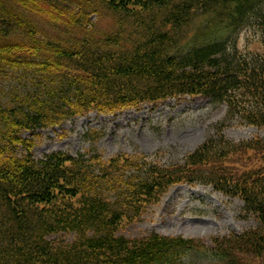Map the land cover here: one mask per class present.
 I'll use <instances>...</instances> for the list:
<instances>
[{"label": "trees", "instance_id": "trees-1", "mask_svg": "<svg viewBox=\"0 0 264 264\" xmlns=\"http://www.w3.org/2000/svg\"><path fill=\"white\" fill-rule=\"evenodd\" d=\"M215 22L254 27L264 43V0H0V264H195L206 252L208 264H264V136L218 131L168 164L35 156L40 131L187 95L263 129L264 56L210 40ZM178 184L240 199L255 224L210 238L125 234Z\"/></svg>", "mask_w": 264, "mask_h": 264}, {"label": "rangeland", "instance_id": "rangeland-1", "mask_svg": "<svg viewBox=\"0 0 264 264\" xmlns=\"http://www.w3.org/2000/svg\"><path fill=\"white\" fill-rule=\"evenodd\" d=\"M22 14L20 10L19 15ZM216 26L222 28L217 22L211 24L210 40L229 36L230 42H236L243 54L264 56V43L258 29L247 26L229 33L216 31ZM5 87L4 92L10 89L8 85ZM225 112V107L216 106L200 96H181L116 114L91 112L40 131L35 156L41 158L54 151L73 155L97 152L105 158L121 154L140 158L150 154L160 163L168 164L180 161L218 131L235 141L264 136V128L223 121ZM243 206L240 199L225 196L212 187L178 184L125 234L136 237L157 232L168 236L210 238L242 232L255 224L252 218L243 215ZM66 238L71 239L70 236ZM211 259L207 252L196 254L195 264H208Z\"/></svg>", "mask_w": 264, "mask_h": 264}]
</instances>
